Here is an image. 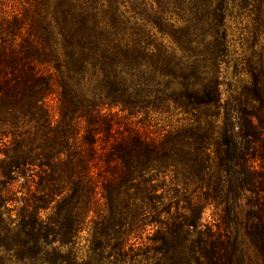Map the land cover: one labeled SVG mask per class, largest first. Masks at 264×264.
<instances>
[{"label":"trees","instance_id":"16d2710c","mask_svg":"<svg viewBox=\"0 0 264 264\" xmlns=\"http://www.w3.org/2000/svg\"><path fill=\"white\" fill-rule=\"evenodd\" d=\"M123 4L0 0V264H264V0Z\"/></svg>","mask_w":264,"mask_h":264},{"label":"rangeland","instance_id":"374dc122","mask_svg":"<svg viewBox=\"0 0 264 264\" xmlns=\"http://www.w3.org/2000/svg\"><path fill=\"white\" fill-rule=\"evenodd\" d=\"M12 1V0H11ZM14 3V9L16 11H21L23 9L29 8V6L33 3V0H13ZM141 0H124V6H120L119 9L121 12L125 14L127 18H130V21L133 22L134 20L131 18L135 15V13H139L141 9H144L145 7H142L140 5ZM138 19V18H136ZM140 23V22H139ZM247 24V21H239L236 19H228L227 20V27H228V36L231 41V50L236 52L237 55H240L242 52V44L241 35L248 36L247 30H245V26ZM244 43V42H243ZM245 48V46H244ZM228 76L230 77L231 70H228ZM92 82L93 78L91 76V73L88 71L84 77L82 86L84 87V91L87 89H92ZM54 105V102H52ZM164 114H152L148 119L144 121L146 125H148V129L150 131H157L161 129H180L182 125L189 126L185 124V122H191L192 119L191 114H183L180 113V110H175L172 106L164 108ZM144 117V116H142ZM171 175L165 177L164 186L161 190H159V193L164 195L165 202L168 201V199H172L174 196V189H175V183H172ZM162 179H160L161 182ZM180 192L179 195L182 194L181 186H179ZM193 191V187L187 189V193L185 195L191 194ZM200 196V194H199ZM195 196H193V199ZM195 201V200H193ZM203 203V202H202ZM204 219L209 222L210 224H213L216 220L214 217H212V208L209 206L206 207L204 212ZM239 222H241V228L238 229L237 234V246L238 249L241 251V255L244 261V264H262L260 258L257 256L256 251L253 247V244L251 243L250 239L246 236L243 226L245 223V211L244 209L239 214ZM232 233V230H229ZM84 244V242H82ZM150 256H153L152 254ZM158 257V256H157ZM152 261V260H151ZM133 264H146L144 262H133Z\"/></svg>","mask_w":264,"mask_h":264}]
</instances>
